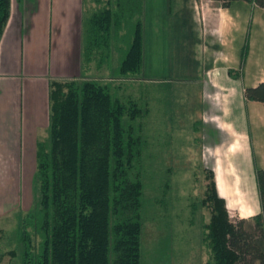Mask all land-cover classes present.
Masks as SVG:
<instances>
[{"label":"trees","instance_id":"obj_1","mask_svg":"<svg viewBox=\"0 0 264 264\" xmlns=\"http://www.w3.org/2000/svg\"><path fill=\"white\" fill-rule=\"evenodd\" d=\"M227 7L235 0H211ZM264 9V0H242ZM10 0H0V35ZM89 3V7L88 6ZM80 68L99 70L113 34L132 20L131 37L107 81L98 78L51 80L46 137L35 147L37 208L18 230L22 264H139L142 183L137 169L146 112L129 96L118 95L114 79L137 77L143 62V0H82ZM242 47L237 71L245 59ZM115 76V77H114ZM106 80V79H105ZM244 99L264 105V80L243 89ZM199 204L208 209L201 225L207 251L203 264H264V168H253L259 211L231 221L213 173ZM31 228L37 234L32 245Z\"/></svg>","mask_w":264,"mask_h":264},{"label":"crops","instance_id":"obj_2","mask_svg":"<svg viewBox=\"0 0 264 264\" xmlns=\"http://www.w3.org/2000/svg\"><path fill=\"white\" fill-rule=\"evenodd\" d=\"M19 2L10 0L0 35V147H9L10 142L12 162L21 165L34 163L36 143L45 138L40 135L48 119L49 82L89 76L90 71L82 73L80 68L82 0L75 1L62 49L55 40L52 46L49 37L44 49V19L39 20L38 13L48 0H36V14L19 11ZM252 21L264 27V9L242 0L231 1L227 7L211 0H143V79L161 75L166 81L158 82L188 80L202 87L200 125L210 135L216 192L217 184L234 185L232 178L227 179L231 173L241 182V160L252 176L254 167L264 168V105L243 96L245 87L264 80V46L257 64L249 63L247 53L239 77L228 74L239 68ZM256 158L259 165L253 161ZM251 208L249 216L259 211L258 202Z\"/></svg>","mask_w":264,"mask_h":264},{"label":"rangeland","instance_id":"obj_3","mask_svg":"<svg viewBox=\"0 0 264 264\" xmlns=\"http://www.w3.org/2000/svg\"><path fill=\"white\" fill-rule=\"evenodd\" d=\"M75 1L48 0L44 11L38 13L41 15L39 20L43 22L44 19V49L48 40L52 46L55 40L61 49L65 47ZM36 4V0H20L19 11L26 9L24 14H36V8L33 9ZM131 21L123 22L112 35L99 70H90L89 76L81 74L79 78L112 79L110 76L131 37ZM250 33L246 36L245 56L248 53L249 63L257 64L264 46V27L254 22ZM254 69H257L256 65ZM156 77L162 78L143 79L141 70L137 77L116 78L111 82L120 84L116 89L118 95L129 96L146 107V112L134 122L140 124L143 140L137 165L142 183L139 264H203L207 251L201 242V225L208 219V209L199 201L207 182L205 171L210 169L215 180L216 164L208 146L210 135L206 127L200 125L204 104L199 98L202 87L188 80L168 79L167 83H162L158 81H166L163 76ZM47 122L48 119L40 137H46ZM9 144V147H0V264H22L17 232L24 215L37 208L36 181L34 163L12 162L13 148ZM253 161L260 164L258 158ZM238 164L241 182L235 173H231L227 178L235 182L231 188L217 184V193L224 195L225 209L231 221L249 217L253 211L251 207L258 202L253 176L246 162L241 160ZM27 230L32 234L35 249L37 234L30 227Z\"/></svg>","mask_w":264,"mask_h":264}]
</instances>
